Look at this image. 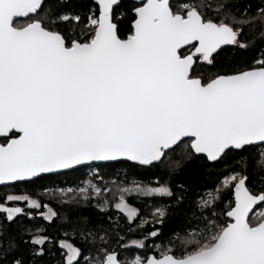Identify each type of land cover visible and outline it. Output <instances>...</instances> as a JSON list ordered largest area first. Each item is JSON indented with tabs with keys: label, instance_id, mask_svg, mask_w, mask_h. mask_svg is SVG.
Instances as JSON below:
<instances>
[{
	"label": "snow or ice",
	"instance_id": "6c2138e0",
	"mask_svg": "<svg viewBox=\"0 0 264 264\" xmlns=\"http://www.w3.org/2000/svg\"><path fill=\"white\" fill-rule=\"evenodd\" d=\"M86 168L98 222L36 191ZM0 186V264H264V0H0Z\"/></svg>",
	"mask_w": 264,
	"mask_h": 264
},
{
	"label": "trees",
	"instance_id": "16d2710c",
	"mask_svg": "<svg viewBox=\"0 0 264 264\" xmlns=\"http://www.w3.org/2000/svg\"><path fill=\"white\" fill-rule=\"evenodd\" d=\"M88 170L84 169L82 173H78L71 177L63 178V181H57L56 184L47 183V189L52 187H74L78 185L80 182L87 179ZM117 171L121 172V177L123 178V174L127 173V179L125 182H128L132 179L137 180H148L155 179V177H151L149 173L143 172L138 169H133L129 165H117ZM223 170V165L215 164V165H205L199 161L190 163L183 171L181 175V179L186 183V185L191 186L194 191H198L200 193H206L208 190L214 189L218 185V178H221V172ZM100 175L104 176V179H118V177L113 174L111 177L105 175V170H99ZM45 188H37L36 191L43 198V202L49 204V206L55 208L57 211L64 213L67 212L71 217L73 214V210H82L85 215H88L94 222H98L100 216L102 215L95 207L91 205H85L83 203L75 204V202L62 204L60 201L56 199H51L45 197L44 191ZM13 191L14 194H20V189L17 188L15 190L5 189L3 186L0 187V202L3 201L4 196L9 192ZM129 203L133 204L135 207L141 210V213L144 215H148L151 212L150 204L153 203L151 200H143L142 202L135 200L134 198H128ZM93 204V202H92ZM44 210V209H43ZM42 210V211H43ZM31 223V222H30ZM41 223H46L41 221ZM57 223H60L58 221ZM157 228H161L163 232V236L160 239H153L150 242L160 243V244H168V240L171 238V235L174 230L182 229L184 225L181 224L175 218H169V220L163 225H156ZM148 230H152L151 226H148ZM53 232L56 231L55 228L52 229ZM149 242V243H150ZM113 246H115V241L113 242ZM136 249L130 253L135 254ZM58 255V254H57ZM55 259V258H53ZM51 264V261L49 262Z\"/></svg>",
	"mask_w": 264,
	"mask_h": 264
},
{
	"label": "rangeland",
	"instance_id": "374dc122",
	"mask_svg": "<svg viewBox=\"0 0 264 264\" xmlns=\"http://www.w3.org/2000/svg\"><path fill=\"white\" fill-rule=\"evenodd\" d=\"M100 172V171H99ZM105 180H108L107 178H105ZM131 181V180H130ZM128 181V182H130ZM89 182L93 183V184H102L103 182L98 179L96 176L93 175V170L89 169L88 170V176H87V179L80 182L78 185L74 186V187H52L50 188L52 191H48V190H45L44 191V194H45V197L47 198H51V199H56L58 201H60L62 204H66L65 201H71L72 199V196L74 195L73 193H66L65 191H61V189H69V188H77V187H84L86 186ZM128 182H125L126 184ZM77 199H79V193H75ZM128 198H134L133 196H129ZM135 200H137L136 198H134ZM93 204L96 203L95 200L92 201ZM71 203V202H70ZM77 204V203H75ZM43 210V209H42ZM41 210V211H42ZM45 210V209H44ZM43 210V211H44ZM150 213V212H149ZM260 215H257L256 216V219H260ZM150 246L153 245V244H156V245H164V244H160V243H153V242H150L149 243ZM167 245V244H165ZM136 253L135 254H143L139 249H136ZM131 255L129 256L128 253H126V255L129 256V258H131V256L133 255V253H130Z\"/></svg>",
	"mask_w": 264,
	"mask_h": 264
},
{
	"label": "flooded vegetation",
	"instance_id": "af4514ba",
	"mask_svg": "<svg viewBox=\"0 0 264 264\" xmlns=\"http://www.w3.org/2000/svg\"><path fill=\"white\" fill-rule=\"evenodd\" d=\"M256 211H257V209L255 208V210L253 212H256Z\"/></svg>",
	"mask_w": 264,
	"mask_h": 264
},
{
	"label": "water",
	"instance_id": "95a60500",
	"mask_svg": "<svg viewBox=\"0 0 264 264\" xmlns=\"http://www.w3.org/2000/svg\"><path fill=\"white\" fill-rule=\"evenodd\" d=\"M1 187V186H0ZM255 210V208L253 209V211Z\"/></svg>",
	"mask_w": 264,
	"mask_h": 264
}]
</instances>
